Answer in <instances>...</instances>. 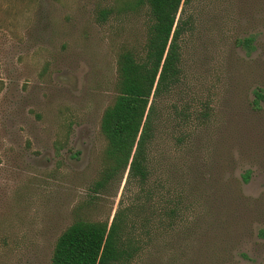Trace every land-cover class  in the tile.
I'll return each mask as SVG.
<instances>
[{
  "label": "rangeland",
  "instance_id": "obj_1",
  "mask_svg": "<svg viewBox=\"0 0 264 264\" xmlns=\"http://www.w3.org/2000/svg\"><path fill=\"white\" fill-rule=\"evenodd\" d=\"M178 14L180 81L159 102L148 178L97 185L116 55L143 48L146 4L0 0V264H50L74 218L117 210L139 240L131 264H264V0Z\"/></svg>",
  "mask_w": 264,
  "mask_h": 264
},
{
  "label": "trees",
  "instance_id": "obj_2",
  "mask_svg": "<svg viewBox=\"0 0 264 264\" xmlns=\"http://www.w3.org/2000/svg\"><path fill=\"white\" fill-rule=\"evenodd\" d=\"M139 1L146 4L151 22L141 50L126 48L116 55L115 96L99 120L105 147L104 166L97 185L115 176L121 178L124 172L125 183L144 185L150 172L149 151L159 102L180 81L179 41L188 20L177 12L189 0ZM172 109L176 118L186 119L182 111L175 112V105ZM177 202L173 199L158 204L156 211L159 215L173 216ZM124 215L117 210L109 223L74 218L56 237L50 264H131L140 246L131 224L126 226ZM146 220L147 217L144 223Z\"/></svg>",
  "mask_w": 264,
  "mask_h": 264
}]
</instances>
